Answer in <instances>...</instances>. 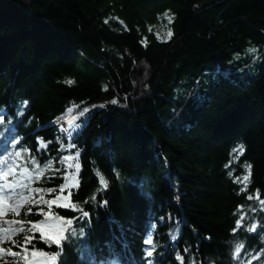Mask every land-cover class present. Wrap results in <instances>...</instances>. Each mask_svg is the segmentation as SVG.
Returning a JSON list of instances; mask_svg holds the SVG:
<instances>
[{"label":"trees","instance_id":"obj_1","mask_svg":"<svg viewBox=\"0 0 264 264\" xmlns=\"http://www.w3.org/2000/svg\"><path fill=\"white\" fill-rule=\"evenodd\" d=\"M3 178L0 264H264V0H0Z\"/></svg>","mask_w":264,"mask_h":264},{"label":"snow or ice","instance_id":"obj_2","mask_svg":"<svg viewBox=\"0 0 264 264\" xmlns=\"http://www.w3.org/2000/svg\"><path fill=\"white\" fill-rule=\"evenodd\" d=\"M168 36H171V32H168ZM250 51H254V49H250ZM67 83L71 84L72 81H67ZM112 103H116L115 100L112 101ZM21 107H23V105H21ZM240 151H243V146H240ZM16 155H19V153H17ZM66 159H68L66 157ZM5 177H7V173L4 174ZM245 180L247 179V177L244 178ZM17 196H24L23 192H17L16 190H14V186L13 185H8V184H0V204H3L5 198H7L10 201H15L14 206L12 207V211H15L17 214H19L18 209L21 205V201L19 199H17ZM3 209L0 208V214L3 213ZM85 216L88 215L87 212L84 213ZM68 223L70 224L71 221L69 220ZM32 229H36L37 231L41 232V235L43 236V229L41 228L40 224H34L32 225ZM20 231H23V228L19 229ZM31 230V229H30ZM3 232V229L0 228V233ZM10 239V235L4 234V235H0V243H2L4 240ZM49 241L51 244H57L59 245L60 241L58 238L55 237H49ZM147 243L151 244L152 241L148 240L146 241ZM241 250V246L238 245L236 248V252L239 253ZM5 250L0 248V255L4 254ZM7 253L11 256H17L19 255V253L17 252H13L11 248L7 249ZM33 259L32 260H28L27 255L23 256L22 259L25 261V264H47V260L46 258L49 256L48 253H43V252H36L33 251L31 253ZM147 255L151 256L152 255V251L148 250L147 251ZM36 257H40V259H36ZM56 255H51V260L55 261L56 260Z\"/></svg>","mask_w":264,"mask_h":264},{"label":"rangeland","instance_id":"obj_3","mask_svg":"<svg viewBox=\"0 0 264 264\" xmlns=\"http://www.w3.org/2000/svg\"><path fill=\"white\" fill-rule=\"evenodd\" d=\"M168 32H171L169 28V23L161 24L157 27V35L160 39L167 40L169 38ZM63 121L64 119H60L57 122H55L54 125L59 129L61 133L66 134ZM61 123H62V126H60ZM81 127H82V124H77V123L73 124V129L69 132V136H73L75 131L80 129ZM16 168H17L16 165H10L11 174L13 175L16 174V171H17ZM21 175L25 180H29V178L31 177L30 173L26 169L21 170ZM0 181H1L0 184L12 185L11 183L5 181L4 178ZM23 193H24V196H17V199L21 201L20 207L27 206L29 204L34 203L40 197L39 193L34 191L33 189H24ZM13 202L15 204L14 200ZM0 220H3V223L6 225L5 228L3 229V232L0 233V235H4V234L10 235V239H7V241H11V235L15 233V230H14L15 223L18 225L16 226L17 228L19 229L23 228L24 230L25 222L21 219L12 220L11 218H5V219H0Z\"/></svg>","mask_w":264,"mask_h":264},{"label":"bare ground","instance_id":"obj_4","mask_svg":"<svg viewBox=\"0 0 264 264\" xmlns=\"http://www.w3.org/2000/svg\"><path fill=\"white\" fill-rule=\"evenodd\" d=\"M72 123H73V121H65V122H63V124L65 126L66 134H67V131L70 129ZM60 126H62V123L60 124ZM63 162L66 163V161H63Z\"/></svg>","mask_w":264,"mask_h":264}]
</instances>
